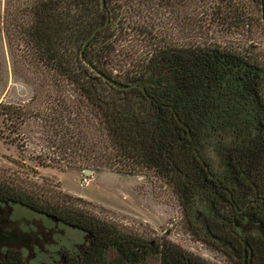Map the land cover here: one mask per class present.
I'll use <instances>...</instances> for the list:
<instances>
[{"label": "trees", "instance_id": "1", "mask_svg": "<svg viewBox=\"0 0 264 264\" xmlns=\"http://www.w3.org/2000/svg\"><path fill=\"white\" fill-rule=\"evenodd\" d=\"M253 1L264 25V0ZM215 7L229 32H251L257 20L242 0H220ZM122 8L115 0H6L1 58L7 20L34 60L27 69L51 72L49 85H63L75 96L55 102L58 112L36 123L54 150L53 156L39 155L38 164L152 172L176 194L197 241L227 264H264V48L252 38L244 43L164 39L153 41L148 53L126 67L125 58H115L126 23ZM100 25L83 49L94 69L81 50ZM116 67L124 70L118 74ZM148 75L153 83L142 85ZM35 80H24L34 94L43 87ZM134 83L141 86L124 88ZM84 111L97 121L94 131ZM41 114L29 102L0 100V135L7 140L3 130L11 128L16 134L10 142L23 148L19 130ZM3 203H19L77 228L85 241L61 250L55 261L30 262L8 232L0 264H219L168 237L125 231L70 195L51 199L0 179ZM197 204L205 210L200 223L193 214Z\"/></svg>", "mask_w": 264, "mask_h": 264}, {"label": "rangeland", "instance_id": "2", "mask_svg": "<svg viewBox=\"0 0 264 264\" xmlns=\"http://www.w3.org/2000/svg\"><path fill=\"white\" fill-rule=\"evenodd\" d=\"M115 1L122 4L126 21L115 46V58H125L121 63L126 67L131 68L135 61L148 53L153 41L164 39L183 41L207 38L222 43H244L252 38L255 46L264 48V25L259 20L260 8L253 0H242L257 19L251 32L243 34L238 31L229 32L221 20L217 19L215 6L220 0ZM5 6L6 0H0V19L3 18ZM3 27L5 58H1L0 54V63L4 64V67H0V78L4 79V83L0 84V100L29 102L35 112L40 110L42 114L39 119H30L19 130L17 138L21 144H25L23 148L10 142V137L16 134L11 128L3 130L10 137L6 140L0 135V179L20 189L43 192L45 197L51 199L70 195L81 205L89 206L95 215L111 221L125 231L168 237L185 249L211 261L227 264L224 257L190 234L176 194L152 172L128 174L118 173L108 167L95 169L38 164L39 155L53 156L54 150L48 144L47 132L36 123H40L41 119H48L46 116L51 115L52 111L58 112L60 107L53 109L55 102L74 100L75 96L63 85H49L53 75L51 72L46 71L44 75L41 68L27 69V63L31 60L33 62V58L27 56L22 40L13 33L7 20ZM140 29L148 33L142 34ZM116 68L114 72L120 70L118 74L124 70ZM25 78H36V84H42V89L34 94L33 85L30 81L25 82ZM154 79L151 76L147 81V77H144L146 84H152ZM54 98L57 100L54 101ZM49 102L53 104L50 109ZM85 114L90 119L89 130L94 131L97 121L91 119L88 112ZM208 142H205L207 152L210 150ZM85 169L92 171L85 172ZM84 176L88 177V181L81 185L80 181ZM193 214L200 223L205 214L204 207L197 204ZM8 232L18 239L15 245L23 250L30 262L55 261L61 250L76 249L85 241L81 230L19 203L0 204V254L5 248L2 242Z\"/></svg>", "mask_w": 264, "mask_h": 264}, {"label": "water", "instance_id": "3", "mask_svg": "<svg viewBox=\"0 0 264 264\" xmlns=\"http://www.w3.org/2000/svg\"><path fill=\"white\" fill-rule=\"evenodd\" d=\"M102 3L104 4V0H102ZM102 26H103V25H100V26L96 27V28L93 30V32H92V33L86 38V40H85V42H84V45H83V47H82V50H81V56H82V58H83L88 64H90L91 66H93L92 63H91L88 59H86V58L84 57V55H83V49L85 48L87 42L92 38V36H94V35L96 34L97 30H98L100 27H102ZM93 68L95 69L94 66H93ZM97 71H98L100 74H102V75L104 76V78H106V79H109V78H110L109 76L105 75V74L102 73L101 71H99V70H97ZM146 77H147V81H149V79H150V75H148V76H146ZM111 82L114 83L115 81L112 79ZM142 85H146V81H144V79L142 80ZM130 86H141V84L134 83V84H132V85L124 86V88H128V87H130ZM84 171H85V172H89V171H92V170H90V169H85Z\"/></svg>", "mask_w": 264, "mask_h": 264}, {"label": "built area", "instance_id": "4", "mask_svg": "<svg viewBox=\"0 0 264 264\" xmlns=\"http://www.w3.org/2000/svg\"><path fill=\"white\" fill-rule=\"evenodd\" d=\"M87 181H88V177H87V176H84V177L81 179L80 183H81V185H83V184H85Z\"/></svg>", "mask_w": 264, "mask_h": 264}, {"label": "flooded vegetation", "instance_id": "5", "mask_svg": "<svg viewBox=\"0 0 264 264\" xmlns=\"http://www.w3.org/2000/svg\"><path fill=\"white\" fill-rule=\"evenodd\" d=\"M150 77H151V75H150ZM146 85H149V84H146Z\"/></svg>", "mask_w": 264, "mask_h": 264}]
</instances>
